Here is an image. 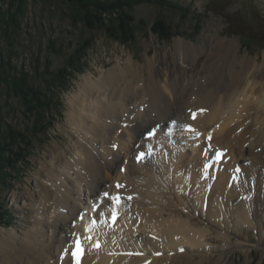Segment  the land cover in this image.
<instances>
[{"label": "bare ground", "instance_id": "6f19581e", "mask_svg": "<svg viewBox=\"0 0 264 264\" xmlns=\"http://www.w3.org/2000/svg\"><path fill=\"white\" fill-rule=\"evenodd\" d=\"M238 51L235 40L209 33L199 44L179 39L173 52L158 54L146 64L130 56L123 64L118 61L108 73L100 71L97 76L91 74L83 78L69 101V121L76 136L72 138L76 141L77 152L71 160L65 158L67 152L58 150L49 163L53 167L45 164L41 169L42 179L45 174L49 177L47 194L40 192L27 200L34 209V219L25 236L16 230L3 232L0 264H77L72 255L77 241L85 248L79 264H159L161 261L197 264V259L205 260L211 252L207 248L211 231L200 222L195 223L196 216L188 219L181 216L180 206H188L189 202L196 212L207 202L206 208L210 207L208 225L230 215L235 222L228 219L229 228L228 221H231L235 227L236 222L237 226L256 224L262 231L264 176L259 172L264 171V133L260 129L264 126V75L257 59L239 56ZM186 114H189L192 127L184 126ZM159 124L164 126L159 129ZM229 128L234 130L232 134L242 129L237 139L241 143L252 142L247 153L253 155L257 167L253 169V178L241 173L233 189L216 190L208 198L203 187L196 188L189 198L166 194L165 181L174 172L180 175L188 167L195 174L192 178L201 177L202 167L204 180H207L208 172L212 176L216 169L211 179L218 174L228 151L231 153L227 156L228 164L239 162L237 143L231 142V147H225L228 151L215 149L212 158L211 150L205 151L207 158L201 149L196 150L204 142L213 148L203 137L217 138V146H224L231 131ZM118 138L121 139L120 149L112 154L111 145ZM130 140L134 157L123 160L130 156L127 147ZM182 144L189 149L183 147L180 153ZM220 150L226 154L219 158L218 162L222 163L215 161ZM141 152L143 158L145 155L150 158L146 166L135 159L137 153L141 158ZM237 155L244 159V155ZM63 159L66 162L60 165H63L62 171H58L57 165ZM205 165H208L207 171ZM231 168H224L217 187L230 174L231 170L227 169ZM114 180L121 185L123 194L117 196L122 201L120 204H116L115 199L109 202L107 224L101 227L102 221L95 224L94 214L99 220L102 218L103 208L107 206L105 201L114 193L107 184L112 185ZM244 183H247L246 191ZM182 185L186 189L188 181ZM238 187L241 192H234ZM85 191L88 196L91 194L89 201L94 205L103 203L104 207L85 210L89 204H83ZM253 191L250 202L247 198ZM124 194L130 197L126 200ZM235 195L239 198L234 199V205L236 201L250 203L252 208L257 203L251 218L249 210L229 212L228 200ZM130 198L131 206H128L126 201ZM123 204L127 206L125 210ZM123 211L127 212L124 216ZM185 211L192 212L191 207ZM121 217L132 229H117ZM217 236L222 241L231 239L226 234ZM180 249H184L182 254L197 253L192 257H179ZM158 252L160 256H155ZM233 252L234 249L222 252L218 262L213 264H227Z\"/></svg>", "mask_w": 264, "mask_h": 264}, {"label": "rangeland", "instance_id": "374dc122", "mask_svg": "<svg viewBox=\"0 0 264 264\" xmlns=\"http://www.w3.org/2000/svg\"><path fill=\"white\" fill-rule=\"evenodd\" d=\"M67 1L68 0H0V67L4 63L5 67L3 68L10 70L9 72L12 74L17 73V75H20V72L28 74L26 81L30 82L32 86L41 87V89L44 90L47 87V84L44 83L45 79L54 77L51 73L46 72L48 69L49 72L61 70L66 65L67 60L72 56H77L73 59L74 61L82 60L81 63L84 62V67L77 72L74 71V74L68 79L66 84L67 89L59 91L57 98L55 96V100L58 99L61 105L57 106V109L53 107L52 111L49 113L52 124L48 132H46V134L41 132L37 137H32L30 134L28 136L26 135L27 138L29 137L31 139L30 141H32V143L27 146L25 150L21 151L19 155V159L21 160L18 162L19 164L16 169L7 171L6 182L0 183V237L3 232L14 230L25 236V233L31 230L34 219V209L28 205L30 201L27 200H30L32 196H36L40 192L46 195V189L50 187V183L48 182L49 177L45 174L43 175L44 179H42V173H40L41 169L45 164L50 165L52 154L54 155L58 150L61 153L67 152L65 156L66 159H70L71 156L73 158L77 152L76 141L73 140L76 136L73 135V130L69 121V101L71 97L77 93L78 85L83 81V78L89 77L91 74L97 76L100 71L108 73L109 70L117 65L118 61L123 64L130 56L133 57L134 61L146 64L149 59L158 54L167 52L170 54V52H173L174 44L179 39L199 44L204 42L205 37H207L209 33L213 35L219 33L223 38L235 40L239 45V56H248L257 59L260 66H262L261 68L263 69L264 75V0H166L169 4H164L163 7L157 5V3L161 4L159 2L155 4L140 0L131 11L130 16L135 18V22L133 23L134 32L128 35V39H130V43L128 44L115 41L109 37L103 29L96 31V23L92 26V30L94 31H90L86 27L85 29L82 25L74 26L73 13L75 10ZM99 1L100 3L107 2L112 5L114 4L112 2L116 0ZM72 2L74 1L72 0ZM21 3L24 4L23 8L25 9V14L23 15L18 13ZM4 21L9 28L5 26ZM14 22L18 26L15 28L16 32H14L15 29L13 28ZM160 23L164 24L163 26H165V28H163L162 25L160 26ZM162 28L164 30L168 28L172 29L171 34L173 36L170 40H162L160 35L156 33V31H161ZM243 44L250 46H243ZM82 45H85V50L84 52L78 53ZM77 63L76 65H80V61ZM1 93L0 102L3 105L2 116H5L4 128L10 125L16 127L21 132L25 131L28 133L29 128L33 129V127L36 126L37 119L35 114H25L21 109L22 104L20 100L7 86L2 87ZM48 93H50V91ZM146 106L148 107L147 104ZM146 111L147 110H145V113ZM262 112L264 114V109ZM188 117L189 114H186L184 117V120H187L184 126H187V128L193 126V123ZM129 126L132 128L131 124H129ZM163 126V124H159V129ZM229 129L231 130L232 128ZM260 129L264 133V126H261ZM233 131L234 130L229 131V137H227L224 146H217V142L219 141L217 138L208 140L206 137H203L205 141L211 143L213 148H209L208 144L204 142L203 145L198 146L196 150L201 149V153L206 158L207 155L205 151L211 150L213 152L211 155L212 158L215 149L225 148L227 146V148H229L231 147V142L237 143L239 146L236 156L239 158V162L234 163V161L229 165L227 156L230 152L225 148L228 153L226 155L220 150L223 158L225 155L226 157L220 171H218V174H216L213 179H211V177L214 176L216 169L213 171L212 176L211 173L208 172L206 178L209 179L204 180V169H202V167H200L202 176H195V178H192L195 175L193 170L187 167L186 172H181L180 175L174 172L173 175L165 181L164 192L170 196L189 198L188 196L191 195L196 188L203 187L202 190L208 192V198L216 190L224 189L226 192L228 189H233L236 182L239 183V181H237V175L241 173H244V176H246L247 173L248 177L251 175L253 178V169L257 170V167L253 155H249V152L247 153V148L251 146L252 142L243 141L241 143V140H237L241 135V128L232 134ZM200 141L199 143H201ZM120 145L121 139H115L111 145L110 152H112V154L117 153L120 149ZM127 147L130 149V156L128 158L123 156V160L132 159L134 157L131 155L133 147L132 140L127 144ZM183 147H186V145H180V153H182ZM186 148L189 149L188 147ZM106 152L107 150L105 154ZM139 154L140 153H137L135 159L138 160L142 166L149 164L150 158L147 155H145V158L142 157L143 159L139 158ZM237 154L244 155V159ZM66 159L61 160V163L57 165L58 171H62L63 165H60L65 163ZM246 159H250V162ZM238 163L239 165H237ZM50 166L53 167L52 164ZM200 166L202 165L200 164ZM237 166L239 167L236 168ZM207 167L208 165H205L206 171L208 170ZM224 168H231L227 169L229 171L231 170V172L229 175H226L221 186L217 187L221 176L225 172ZM263 172L264 171L259 172V175L264 176ZM139 174H141V172ZM256 179H258L257 176ZM187 181V188L184 189V185L182 184ZM247 183H244V191L247 190ZM134 184L138 185V182ZM107 185L113 188L114 193L110 199L106 197L105 204H107V206L103 208L102 218L99 220L94 214L95 224L102 221L101 227L103 224H107L106 219L108 218L109 202L114 200L119 193L120 195L122 193L120 188H117L118 184L116 180L112 182V185ZM253 185L254 183H252V187ZM177 187H179L180 190H177ZM240 189L241 187H238L234 192L239 193L241 192ZM86 192L87 191L84 193L85 195L83 194V204H89L85 210H93L96 206L104 207L103 203L94 205L92 200L89 201L91 194L88 196V192ZM256 192L258 194V190ZM253 194L254 191L247 198L250 202L253 201ZM124 196L126 200L130 197L126 194H124ZM236 198H239V196H232L228 200L229 212L235 213L239 209H244L245 212L249 210L251 218V216H253V211L256 210L255 206L257 203L253 204L254 208H250V203H238ZM234 199H236V205L233 204ZM119 202L117 203L115 201L116 204H120ZM126 202L128 206H131V198L129 199L130 203L128 201ZM208 204L210 206V202H208ZM111 205L113 206V204ZM126 207L127 206L123 204V210H125ZM190 207L192 212L185 211V208L190 209ZM206 207L207 202L202 210L196 212L191 202H189L188 206L185 204L180 206L181 216H183L184 219L196 216L195 223L196 221L200 222L211 231L210 240L207 242V248H209L211 252L205 260L199 258L195 263H216L222 252L234 249L235 252L231 254L227 264H264V221H261L260 227L263 228L262 231H259L258 225L256 224H252L251 226L239 224V226H237L236 222L235 227L234 224L231 223L235 218L230 215L220 218L218 222L211 221L208 225V220L210 219L207 218V210H209L210 207ZM87 211H85V214H87ZM126 211L128 212L129 210L126 209ZM95 212L96 209L93 213ZM122 213H124V211ZM126 213H124L123 216ZM122 217L118 221L117 229L121 227L132 229L123 223ZM228 219L231 220L228 221L231 229L226 223ZM253 219L258 221L257 218L253 217ZM223 222L225 225L222 224ZM88 223L90 222L88 221ZM224 231H226V233ZM217 234H226L231 239L222 241ZM58 244L59 243H57V245ZM179 252H181L179 253V257L184 255L192 257L197 253V251H194L192 253L187 252L182 254L183 251H181V249ZM159 253L160 252L156 253L155 256H160L161 253ZM159 264H167V262L161 261Z\"/></svg>", "mask_w": 264, "mask_h": 264}, {"label": "trees", "instance_id": "16d2710c", "mask_svg": "<svg viewBox=\"0 0 264 264\" xmlns=\"http://www.w3.org/2000/svg\"><path fill=\"white\" fill-rule=\"evenodd\" d=\"M73 1L74 2L68 0L67 2L69 5L73 6L75 10V12L73 11L74 26L82 25L84 28L86 27L88 30L94 31L92 30V26L96 23V31L103 29L107 35L115 41L124 44L130 43L128 35L134 32L133 23L135 22V18L130 15L133 7L136 6L140 0H116L112 2L114 3L112 5L107 2L100 3L99 0ZM145 1L155 4L159 2L161 4L157 3V5L162 7L164 4H169L166 0ZM23 6L24 4L22 3L19 5L18 13L21 15L25 14ZM159 25L163 26L164 24L160 23ZM6 27L9 28L8 25ZM17 27L18 26L14 22L13 28L15 29ZM163 28H165V26H163ZM163 28L161 31H156V33L160 35L162 40L168 41L173 36L171 34L172 29L168 28L164 30ZM14 32H16V29ZM243 46L249 47L250 45L243 44ZM84 50L85 45H82L78 53L84 52ZM75 57L77 56H72L68 59L66 65L57 72H49V69H46V72L51 73L54 77L45 79L44 83L47 84V87L44 90L41 89V87H34L30 82H27L26 79L28 78V74L22 72H20V75L18 74L19 76L17 73L12 74L9 72L10 70L3 68L5 67L4 63L0 67V94L2 95V87L7 86L20 100L22 111L25 112V114H35L37 119L36 126L33 127V129L29 128L28 133L25 131L21 132L16 127L10 125L4 128L5 116H2L3 105L0 102V183L6 182L7 171L16 169L19 164L18 162L21 160L19 159L21 151L25 150V148L32 143V141H30L31 139L29 137L28 139L26 135L28 136L30 134L32 137H37L41 132L44 134L48 132L52 124L49 113L52 111L53 107L57 109V106L61 105L58 99L55 100V96L57 98L59 91L67 89L66 84L68 79L74 74V71L77 72L84 67V62L81 63L82 60H73ZM79 61L80 65H76ZM49 91L50 93H48Z\"/></svg>", "mask_w": 264, "mask_h": 264}, {"label": "snow or ice", "instance_id": "6c2138e0", "mask_svg": "<svg viewBox=\"0 0 264 264\" xmlns=\"http://www.w3.org/2000/svg\"><path fill=\"white\" fill-rule=\"evenodd\" d=\"M193 118H195V113H193ZM221 156H222V153H218V154H217V159H219ZM142 157H143V153H141V158H142ZM119 187H121V185L118 184V185H117V188H119ZM105 195L107 196L108 194L105 193ZM114 199H115V201L118 203L119 200H120V197L117 196V197H115ZM113 221H115V215L113 216ZM89 239H90V238H89ZM97 247H99V245H97ZM80 251H81V248H80L79 242H77V250L74 251V252L72 253V255H73L74 257H77V258H78V255H79ZM181 251H183V249H181ZM77 264H79L78 259H77Z\"/></svg>", "mask_w": 264, "mask_h": 264}]
</instances>
